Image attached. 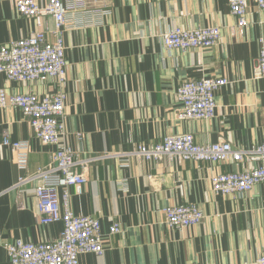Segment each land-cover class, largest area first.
I'll use <instances>...</instances> for the list:
<instances>
[{"label":"crops","instance_id":"obj_1","mask_svg":"<svg viewBox=\"0 0 264 264\" xmlns=\"http://www.w3.org/2000/svg\"><path fill=\"white\" fill-rule=\"evenodd\" d=\"M63 31L66 83L64 142L86 166L83 194L73 188L70 208L101 223L104 253L84 254L79 264H253L264 247V184L242 195H216L210 179L243 164H182L166 157L146 162L119 157L138 145L169 135L192 134L200 145L228 141L237 150L264 142V80L253 79L264 11L248 8V27L239 34L227 0H83ZM41 21V20H40ZM39 21L17 13L14 0H0V46L29 37ZM53 30L50 17L41 21ZM218 27L220 41L209 49L166 50L160 35L174 28ZM50 39V38H49ZM223 77L211 120L179 121L176 90L186 80ZM8 96L53 94L46 83L9 82ZM28 141L26 172L15 165L11 142ZM56 148L36 139L16 108L0 109V264H11L6 242L57 239L62 224L40 225L34 188H14L21 175L51 163ZM81 170V169H80ZM195 204L204 219L189 229H170L163 210ZM118 223L122 232L108 235Z\"/></svg>","mask_w":264,"mask_h":264},{"label":"built area","instance_id":"obj_2","mask_svg":"<svg viewBox=\"0 0 264 264\" xmlns=\"http://www.w3.org/2000/svg\"><path fill=\"white\" fill-rule=\"evenodd\" d=\"M18 14L39 21L38 30L29 37L0 46V74L9 82L22 84L46 83L55 80L59 90L53 94L33 92L8 96L0 89V109L16 108L28 122L36 139L43 145L56 148L51 163L33 174L21 175L14 188L28 182H37L34 195L37 201V220L40 225L62 224L59 237L42 243L20 239L6 242L4 249L11 264H79V256L104 253L101 223L93 216L75 215L70 208L73 188L76 195L83 194L87 184L86 165L92 160H80L65 143V100L62 90L66 83L65 46L63 31L73 11L85 10L83 0H14ZM230 14L236 19L239 34L248 27V8L254 5L264 11V0H227ZM53 19V30L43 28L42 19ZM41 20V21H40ZM50 38V39H49ZM221 39L220 29L210 26L198 29L174 28L160 35L166 50L186 51L209 49ZM253 79L264 80V41L259 40V51L253 69ZM228 84L223 77L198 80L189 79L180 84L175 96L179 104L176 117L179 121L211 120L216 114V93ZM15 165L26 172L30 144L28 141L11 142ZM122 161L139 157L146 162L169 161L182 164L187 161L208 164H243L240 170L219 173L210 179L216 195L231 196L250 193L258 184H264V142L249 149L237 150L225 140L200 145L192 134L169 135L153 145H138L125 153ZM81 169V170H80ZM166 226L184 230L202 223L204 215L198 205H173L163 210ZM122 232L118 223L108 228V235ZM200 264V263H194ZM253 264H264V247Z\"/></svg>","mask_w":264,"mask_h":264}]
</instances>
